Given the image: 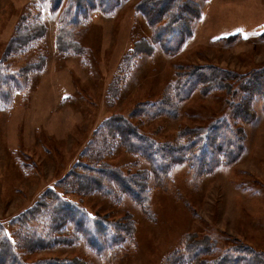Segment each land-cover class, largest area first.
<instances>
[{
  "label": "rangeland",
  "instance_id": "obj_1",
  "mask_svg": "<svg viewBox=\"0 0 264 264\" xmlns=\"http://www.w3.org/2000/svg\"><path fill=\"white\" fill-rule=\"evenodd\" d=\"M139 2L123 0L108 14L92 9L87 19L67 26L66 37L60 34L64 5L53 10L50 0H0V75H16L7 102L0 99V249L10 247L22 264H164L173 252H186L187 241L217 252L244 244L264 252L260 98L252 104L254 120L235 125L246 136L240 161L195 181L186 165L177 166L167 181L152 186L150 217L127 194L114 199L88 189L84 176L94 167L109 165L127 174L139 169V162L148 168L114 143L105 153L108 164L101 163L100 130L109 118L160 142L182 141L183 130L207 129L230 117L233 104L245 96L244 80L264 71V0L199 1L201 17L175 54L153 43ZM32 20L45 27L44 35L19 49L18 38ZM197 65L220 70L222 80L194 91L177 117L132 114L173 93L179 72ZM44 198L130 222L135 245L101 253L78 239L29 250L18 229L29 232L32 241L53 230L48 227L53 215L41 207Z\"/></svg>",
  "mask_w": 264,
  "mask_h": 264
},
{
  "label": "trees",
  "instance_id": "obj_2",
  "mask_svg": "<svg viewBox=\"0 0 264 264\" xmlns=\"http://www.w3.org/2000/svg\"><path fill=\"white\" fill-rule=\"evenodd\" d=\"M122 1L50 0V3L53 10H58L64 5L61 19L62 21L64 19L65 23L64 25L62 23L60 34L67 37L70 34L67 26L81 22L80 19H87L90 10L99 9L102 13L108 14L115 11ZM199 1L201 0H191L182 4L179 0H141L136 8L144 14L153 30V43L160 44L165 53L175 54L192 35L193 24L201 17ZM33 18L37 19L35 16ZM34 20L30 26H25V32L18 38L19 49L28 47L31 40L44 35L45 27L37 25L38 21ZM215 70L213 67L200 65L181 70L173 93L169 92L164 99L155 103H145L140 110L132 114L149 119L162 115L177 117L180 104L190 98L194 91L201 87L207 91L214 81L222 80L220 70H217L219 72ZM15 76L9 78L5 74L3 77L0 75V99L4 102H7L8 91L13 89L12 84L16 83ZM244 82L247 86L244 90L245 96L233 104L230 117L218 119L207 129L183 130L180 135L184 138L182 141L160 142L138 128L109 118L100 130L98 147H101L100 151L102 150L99 154L102 157L101 163L108 164L104 160L106 151L114 144H119L129 154L145 160L148 168H142L139 162V169L127 174L122 169L109 165L94 167L84 176L88 180L90 192L100 191L114 199H122L127 194L139 205L142 212L150 217L151 213H154L151 203L152 186L167 181L177 166L186 165L188 177L195 181L212 174L218 168H228L239 162L245 151L246 136L242 128L235 125L249 124L254 120L255 111L252 104L256 98H260L264 108V71L251 74ZM49 199L44 198L40 201L43 212L48 209L53 215L48 226L53 230L49 235L36 236L35 241H32L29 232L23 234L20 229L17 230L21 243L28 241L29 250L46 249L61 244L73 245L78 239L92 244L101 253L125 243L130 249L135 245L134 228L130 222L113 221L98 214L91 216L82 212L78 206L68 203L56 206L54 198L49 204L47 203ZM31 211L28 210L22 218ZM233 246L227 252H217L216 247L214 249L195 247L187 241L186 252L183 250L173 252L164 264H264V252L245 244ZM191 248H194L192 255L189 253ZM1 251L4 255L0 256V264H22L17 256L15 258L10 247L6 246L0 249V253Z\"/></svg>",
  "mask_w": 264,
  "mask_h": 264
}]
</instances>
